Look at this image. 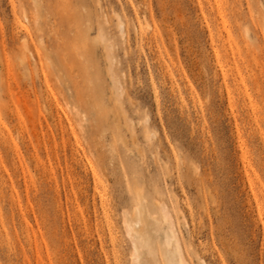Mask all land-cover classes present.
<instances>
[{
	"label": "rangeland",
	"instance_id": "rangeland-1",
	"mask_svg": "<svg viewBox=\"0 0 264 264\" xmlns=\"http://www.w3.org/2000/svg\"><path fill=\"white\" fill-rule=\"evenodd\" d=\"M139 192L138 264H264V0H0V264H135Z\"/></svg>",
	"mask_w": 264,
	"mask_h": 264
},
{
	"label": "bare ground",
	"instance_id": "bare-ground-1",
	"mask_svg": "<svg viewBox=\"0 0 264 264\" xmlns=\"http://www.w3.org/2000/svg\"><path fill=\"white\" fill-rule=\"evenodd\" d=\"M115 17H116V20H115L116 21V27H117L118 31L120 33H124V30H125L124 21L122 20V18L118 14H116ZM99 30H100V28H99ZM97 40L104 46L105 49L106 48L109 50L111 49L112 43L110 42V40L106 36H104L103 33L98 34ZM109 50H108V53H109ZM143 198L141 196V193H140V195H137L136 196V203L134 204L132 212L124 211V213H123L124 227H125L127 235L131 239V242L133 245V256H134L133 260H134L135 264H138V259H139V249H138V246L136 244V238L138 236V228H139L140 224L142 223V217H143L144 212L146 210L145 203H144L145 201L143 200ZM157 205H159V204H157ZM157 217L160 218V220L165 224L166 232H168L170 234V236L172 238H174V240L177 243V247L179 249V247H180L178 245V238L179 237L176 236L177 234L174 230V222L175 221L173 219V214H172L171 210L169 209V207L166 206L165 204L159 205ZM175 228H176V226H175ZM179 256H180L179 264H187L186 261L182 258L181 252H180Z\"/></svg>",
	"mask_w": 264,
	"mask_h": 264
}]
</instances>
